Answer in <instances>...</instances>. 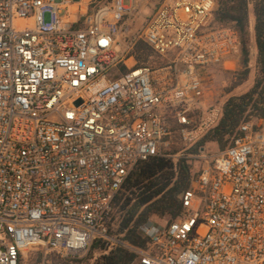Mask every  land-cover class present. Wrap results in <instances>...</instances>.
Listing matches in <instances>:
<instances>
[{"label": "built area", "instance_id": "1", "mask_svg": "<svg viewBox=\"0 0 264 264\" xmlns=\"http://www.w3.org/2000/svg\"><path fill=\"white\" fill-rule=\"evenodd\" d=\"M146 3L131 33L141 11L125 0H90L76 21L67 17L83 0H0V264L38 246L81 258L97 239L105 253L133 252V264H264V119L199 156L179 217L138 227L146 249L109 236L127 175L170 158L173 139L189 148L218 125L222 107L203 105L205 78L242 57L215 0ZM137 40L157 62L137 63Z\"/></svg>", "mask_w": 264, "mask_h": 264}, {"label": "trees", "instance_id": "2", "mask_svg": "<svg viewBox=\"0 0 264 264\" xmlns=\"http://www.w3.org/2000/svg\"><path fill=\"white\" fill-rule=\"evenodd\" d=\"M248 0H215L214 19L222 24L234 23L242 41V60L247 62L248 36ZM254 40L257 51L256 76L253 86L240 96L228 98L222 107V117L216 127L211 129L200 141L188 150L191 153L202 152L206 143H215L224 150L229 139L240 136L239 127L250 117L264 119V0L253 1ZM151 53L150 48L139 41L133 54L138 64L145 61ZM124 70V68H123ZM249 74L245 68L235 86L243 83ZM199 153V154H200ZM195 173L187 160L179 159L174 171L169 158L152 157L141 162L127 175L120 190L112 201V214L109 222V234L122 235V240L131 246L146 249L147 240L137 234L139 226L151 217H170L176 220L181 213L178 195L190 186ZM113 222L116 228L112 229ZM107 242L97 239L90 251L101 252L91 264H133L136 255L123 248L105 253ZM88 260L91 259V253ZM90 264V263H89Z\"/></svg>", "mask_w": 264, "mask_h": 264}, {"label": "rangeland", "instance_id": "3", "mask_svg": "<svg viewBox=\"0 0 264 264\" xmlns=\"http://www.w3.org/2000/svg\"><path fill=\"white\" fill-rule=\"evenodd\" d=\"M128 6H132L136 10H140V14L136 17L133 26L131 27V33H135L139 30L147 16L151 13V4L146 3V0H125ZM253 1H247L248 8V36H247V51H248V59L247 62H243L242 57L240 60L231 68L224 67H215L210 70V74H208V78H205L206 87L204 90V98L203 105L204 108H208L211 106H221L223 107L225 101L232 96H240L246 93L254 83V79L256 76V46L254 40V15H253ZM86 3V0H83V4ZM79 7L74 5L72 9ZM137 7V8H136ZM47 19V17H46ZM141 41L137 40L136 44ZM135 47V46H134ZM134 50V48H133ZM152 52L149 56L146 57L145 61L140 63L144 65H153L154 62H157L155 57H152ZM138 63V62H137ZM129 65L131 62L128 63ZM247 68L249 70V74L247 79L238 86H235L238 82V79L241 77L242 72ZM260 119L255 117H250L249 120L253 123H258ZM231 139L227 142L226 146L229 144ZM169 153L171 157L169 158L172 163L178 162L179 159H186L188 164L191 166V172L196 173L197 170L203 164V160L199 158V156H212L221 151L219 146L215 143H206L201 148L202 152L191 153L188 150L191 147L184 146L177 138L172 140V144L169 145ZM200 153V154H199ZM174 164V163H173ZM174 167V165H173ZM176 171V170H174ZM150 219L154 220L158 223H165L170 221V217H151ZM116 228V222H113L112 229ZM110 237H115L110 235ZM91 253V259L88 260ZM101 255V252L94 250L88 252L85 256L81 258H62L59 255L49 252L45 250L43 247L38 246L32 249L27 250L24 254L20 264H91L95 258H98Z\"/></svg>", "mask_w": 264, "mask_h": 264}, {"label": "crops", "instance_id": "4", "mask_svg": "<svg viewBox=\"0 0 264 264\" xmlns=\"http://www.w3.org/2000/svg\"><path fill=\"white\" fill-rule=\"evenodd\" d=\"M89 1H90V0H86V3H85L84 6L80 9L79 13H76V14L70 15L69 17H67V19L70 20V21H76V20L79 18V16H80L81 14H83V12H84L85 10H86V11L88 10ZM85 6H86V8H84Z\"/></svg>", "mask_w": 264, "mask_h": 264}]
</instances>
